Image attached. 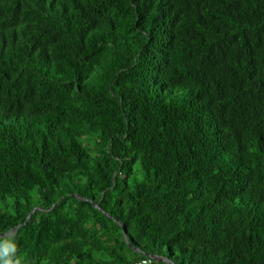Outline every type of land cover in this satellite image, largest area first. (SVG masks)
I'll use <instances>...</instances> for the list:
<instances>
[{"label":"trees","instance_id":"16d2710c","mask_svg":"<svg viewBox=\"0 0 264 264\" xmlns=\"http://www.w3.org/2000/svg\"><path fill=\"white\" fill-rule=\"evenodd\" d=\"M0 233L264 264V0H0Z\"/></svg>","mask_w":264,"mask_h":264},{"label":"clouds","instance_id":"9594fccd","mask_svg":"<svg viewBox=\"0 0 264 264\" xmlns=\"http://www.w3.org/2000/svg\"><path fill=\"white\" fill-rule=\"evenodd\" d=\"M0 264H24L18 243L7 233H0Z\"/></svg>","mask_w":264,"mask_h":264},{"label":"built area","instance_id":"2783aa9c","mask_svg":"<svg viewBox=\"0 0 264 264\" xmlns=\"http://www.w3.org/2000/svg\"><path fill=\"white\" fill-rule=\"evenodd\" d=\"M153 259L154 258H152V257L144 258V259H141L140 261H138L135 264H154L153 263Z\"/></svg>","mask_w":264,"mask_h":264},{"label":"water","instance_id":"95a60500","mask_svg":"<svg viewBox=\"0 0 264 264\" xmlns=\"http://www.w3.org/2000/svg\"><path fill=\"white\" fill-rule=\"evenodd\" d=\"M150 257H153V258H154L155 256H151V255H150ZM155 258H156V257H155Z\"/></svg>","mask_w":264,"mask_h":264}]
</instances>
